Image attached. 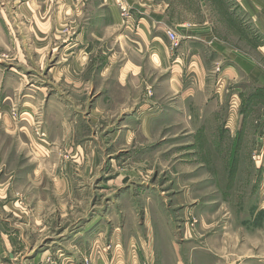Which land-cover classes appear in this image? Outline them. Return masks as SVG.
<instances>
[{
  "label": "rangeland",
  "instance_id": "374dc122",
  "mask_svg": "<svg viewBox=\"0 0 264 264\" xmlns=\"http://www.w3.org/2000/svg\"><path fill=\"white\" fill-rule=\"evenodd\" d=\"M164 1L172 23L206 27V41L224 43L264 72V29L236 0ZM20 25L26 40L28 23ZM10 31L0 22V264H223L226 243L228 252L264 257V213L254 216L264 208V94L248 77L235 81L229 72L225 93L223 59L199 42L209 71L205 95L194 104L204 116L189 123L184 112L171 113L146 138L145 115L131 114L132 122L130 112L109 115L99 133L101 164L83 174L71 150L46 148L40 116L25 117L26 95L46 91L43 76L50 80L60 51L17 54ZM167 78L164 72L161 81ZM240 86L245 102L238 110L231 90ZM62 129L52 136L70 132ZM84 131L81 137L91 136ZM69 169L77 174L74 195L60 197L51 179Z\"/></svg>",
  "mask_w": 264,
  "mask_h": 264
},
{
  "label": "crops",
  "instance_id": "0c3cea01",
  "mask_svg": "<svg viewBox=\"0 0 264 264\" xmlns=\"http://www.w3.org/2000/svg\"><path fill=\"white\" fill-rule=\"evenodd\" d=\"M236 1L256 25L264 29L262 1ZM170 5L164 0H0V22L11 28L13 52L60 51V59L49 68L50 80L48 75L43 76L46 91L26 95L31 109L25 112V117L33 121L40 116L42 131L48 138L46 148L59 146L71 150L72 156L82 159L83 174L96 172L101 164L99 133L106 130L103 120L109 115L122 117L130 112L127 117L131 122L135 120L131 114L145 115L141 133L146 138L153 133L154 126L158 128V119L172 116L171 113L179 112L178 117L184 112L190 117L189 123L204 116L201 109L197 112L194 104L207 89L205 76L209 69L207 58L200 52L201 41L207 42L202 45L204 50L213 51L223 59L225 93L230 94L227 84L231 72L235 81L245 75L255 84V91L264 94V72L257 62L224 43L221 46L220 42L206 41L211 34L206 27L190 28V24L172 23ZM121 6L128 10L124 15ZM19 22L28 23L26 40ZM169 28L174 29L179 39L175 49L170 47L166 35ZM1 34L4 37L3 31ZM200 34L204 37L197 36ZM33 69L36 72L37 65ZM164 72L168 73V78L161 81ZM149 88L151 96L147 95ZM243 88L231 90L235 93L231 96L232 107L238 110L245 102ZM217 92L215 89L214 94ZM164 97L169 99V105L161 101ZM150 99L155 101V108L148 105ZM181 104L183 110L176 109V105ZM261 108L264 110V106ZM239 117V113L233 116L238 121ZM261 119L264 120V115ZM229 124L224 127L233 132L235 129ZM62 128L70 132L52 136L62 132ZM85 128L87 132L90 130L91 136L81 137ZM15 130L18 134L22 131L19 127ZM120 132L121 127L114 134ZM23 133L26 132L23 130ZM32 140L35 144L36 139ZM76 176L71 169L54 175L51 181L58 196L73 197L71 181ZM262 211L264 213L263 207L255 209L254 216ZM223 264H264V257L252 251L249 254L228 252L226 243V247L223 244Z\"/></svg>",
  "mask_w": 264,
  "mask_h": 264
},
{
  "label": "built area",
  "instance_id": "2783aa9c",
  "mask_svg": "<svg viewBox=\"0 0 264 264\" xmlns=\"http://www.w3.org/2000/svg\"><path fill=\"white\" fill-rule=\"evenodd\" d=\"M120 8H121V10H122L123 15H124L125 13L128 12V10H127L126 7H122V6H121ZM166 34H167L168 38H170V40H171V42H172V46H173V47H177V45H178V40H179L177 34H176L173 30H170V29H168V30L166 31Z\"/></svg>",
  "mask_w": 264,
  "mask_h": 264
}]
</instances>
